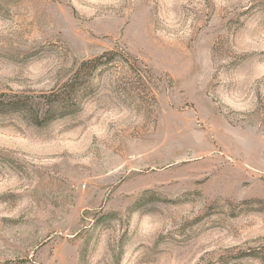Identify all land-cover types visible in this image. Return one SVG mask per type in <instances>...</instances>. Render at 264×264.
I'll return each instance as SVG.
<instances>
[{
    "label": "rangeland",
    "instance_id": "1",
    "mask_svg": "<svg viewBox=\"0 0 264 264\" xmlns=\"http://www.w3.org/2000/svg\"><path fill=\"white\" fill-rule=\"evenodd\" d=\"M109 51L0 109V264H264V0H0V92Z\"/></svg>",
    "mask_w": 264,
    "mask_h": 264
},
{
    "label": "trees",
    "instance_id": "2",
    "mask_svg": "<svg viewBox=\"0 0 264 264\" xmlns=\"http://www.w3.org/2000/svg\"><path fill=\"white\" fill-rule=\"evenodd\" d=\"M114 51L102 53L92 58L82 60L75 68L73 74L60 86L50 91L31 94L18 92H0V109H43L42 113L36 114L34 122L43 124L56 116L55 106L57 103L75 101L74 93L84 83V78L97 70L102 64H106L113 58ZM76 103V101H75ZM264 201V199H258Z\"/></svg>",
    "mask_w": 264,
    "mask_h": 264
}]
</instances>
